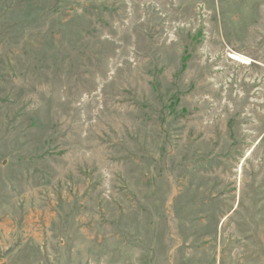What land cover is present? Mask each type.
<instances>
[{
	"label": "rangeland",
	"instance_id": "1",
	"mask_svg": "<svg viewBox=\"0 0 264 264\" xmlns=\"http://www.w3.org/2000/svg\"><path fill=\"white\" fill-rule=\"evenodd\" d=\"M0 264H264V0H0Z\"/></svg>",
	"mask_w": 264,
	"mask_h": 264
}]
</instances>
